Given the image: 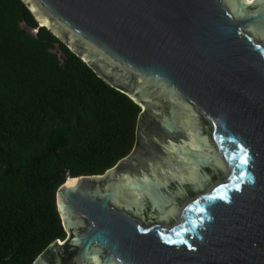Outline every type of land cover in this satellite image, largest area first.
<instances>
[{
	"label": "water",
	"instance_id": "1",
	"mask_svg": "<svg viewBox=\"0 0 264 264\" xmlns=\"http://www.w3.org/2000/svg\"><path fill=\"white\" fill-rule=\"evenodd\" d=\"M20 1L140 109L126 157L56 189L64 238L31 264H264V0Z\"/></svg>",
	"mask_w": 264,
	"mask_h": 264
},
{
	"label": "trees",
	"instance_id": "2",
	"mask_svg": "<svg viewBox=\"0 0 264 264\" xmlns=\"http://www.w3.org/2000/svg\"><path fill=\"white\" fill-rule=\"evenodd\" d=\"M139 113L20 0H0V264H31L64 238L56 189L126 157Z\"/></svg>",
	"mask_w": 264,
	"mask_h": 264
},
{
	"label": "snow or ice",
	"instance_id": "3",
	"mask_svg": "<svg viewBox=\"0 0 264 264\" xmlns=\"http://www.w3.org/2000/svg\"><path fill=\"white\" fill-rule=\"evenodd\" d=\"M240 163L243 164V163H246V161L243 158H241Z\"/></svg>",
	"mask_w": 264,
	"mask_h": 264
}]
</instances>
